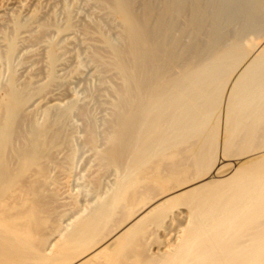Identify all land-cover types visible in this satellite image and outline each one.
<instances>
[{
    "label": "bare ground",
    "instance_id": "6f19581e",
    "mask_svg": "<svg viewBox=\"0 0 264 264\" xmlns=\"http://www.w3.org/2000/svg\"><path fill=\"white\" fill-rule=\"evenodd\" d=\"M100 1L122 23L123 42L80 24L117 83L103 144L92 121L84 126L91 163L76 178L69 121L76 109L87 114L53 92L54 46L43 52L42 80L31 68L20 82L12 65L20 35L28 44L47 40L53 19L42 6L0 0V25L9 26H0L8 70L0 85V264H264V152L244 156L264 147V41L214 50L204 62L198 50L185 69L170 57V71L151 78L145 67L156 51L148 26L129 14L131 0ZM257 4L264 22V0ZM69 20L63 27L73 30ZM225 105L219 137L216 111ZM75 181L81 192L70 191Z\"/></svg>",
    "mask_w": 264,
    "mask_h": 264
},
{
    "label": "rangeland",
    "instance_id": "374dc122",
    "mask_svg": "<svg viewBox=\"0 0 264 264\" xmlns=\"http://www.w3.org/2000/svg\"><path fill=\"white\" fill-rule=\"evenodd\" d=\"M25 1L29 6H27L26 8L35 7L34 5H36L39 6V12H41L43 9L44 14H40H42L43 16L46 14L45 17L48 15L53 19L50 20L52 22L53 29L51 28V30H49L45 34L47 40H45L44 37L42 38L43 40H41V42L39 41L32 44L26 43V41L23 39L24 33H22V35H20L19 37L17 47L15 48L16 51L12 59V65L13 67L17 66V76L19 78V81L22 80L20 82H23L26 77L30 75L31 68L32 71H36L38 73V78L42 80L44 78L42 76L44 75L43 68L46 64V58L43 54L48 48L54 46L52 50L54 53L58 54L59 61L57 62V67H55V75L57 74L58 84L53 87V89L55 90H53V92L62 93L65 101H71V98L73 97L72 99L75 100L77 107L84 108L87 114V120H84L80 117L78 110L76 109L72 112L69 121V129L73 134V144L76 145L75 147L77 149V155L74 159V172L77 178L79 177V175L85 173L86 167L91 163L90 156L92 153H90L91 151L84 147L82 144L85 129L84 126L86 125L87 121H92L96 130L98 132H101L99 133L101 140L99 139L98 143L100 145L103 144L101 142V136L104 133L103 131L107 130V126L105 124L111 121L113 114V112H111L110 110H112L111 102H113L115 96L113 98L111 87H113L112 85H114V82L117 83V78L115 77L116 73H113V71H105V67L101 65V63L96 61V59L93 57L95 53L94 51L95 49H98L97 47L99 44H97V46L93 45V43L96 44V42H93V40L83 34V32L80 31L79 27L83 24L97 25L99 26L101 32H104L109 40H111L113 43L117 42V45H121V42H123L121 36L123 26L121 22L115 19L106 9L102 7V5L100 4V0H39V2L37 0ZM33 1H37V3L40 4H36ZM40 1H43V5H41ZM257 1L258 0H131L129 14L132 13L133 17L132 15L131 17L136 19L140 24L148 26V32L145 40L147 38V43H150V46L155 48L156 54H154L153 56L155 57V61H157L158 65L160 66L159 67L157 65V63L154 61V58L152 57L153 63L151 64L153 65V67L149 64L150 62H152V60L147 62L150 67H145H148L147 70H149L147 71L145 69L146 73H151L149 75L151 78H153V75L155 74L157 77H159V74L161 75L164 69H170L169 66L171 64L172 58L175 57L176 59H178L176 61L177 63L175 67H178L180 69V67L184 68L185 66L186 68L188 66V63L191 64V58L193 57L194 59L195 55L193 54H196L198 50L199 51L197 54L204 62L207 61L209 56L214 53V50H217V52H222L223 49H231V45L235 46V44H247L249 42L263 43L264 22H262L259 17H256V14L258 12ZM29 2L30 5L28 4ZM169 5L173 7V11L167 13L166 8ZM40 6H42L43 8H41ZM53 6L55 7V10ZM26 10L27 9H24L22 11L24 12L22 13L23 18H25L26 16L24 14H27V12H29H25ZM67 16L71 20H69ZM50 17L49 19H51ZM66 20L71 21V23L75 26L73 30L64 29L63 26L66 25ZM5 25L6 27L4 26V24H1L0 26H4V28L6 29L9 28V26H7V23H5ZM33 27L37 28V24L35 25V23H32L31 31L37 30L36 28L33 29ZM58 28H60L61 30L58 31ZM36 33L37 32H35V34ZM240 39L243 41H241ZM0 43V53H2L5 50V47L4 42L1 38V34ZM201 43H203L204 46H202ZM158 50L160 51L158 52ZM226 51L227 50H225L224 52ZM203 52L205 53V56ZM32 53H35V55H33ZM164 54L167 55L165 56ZM175 54L177 55L175 56ZM185 57L187 59L189 58L190 61L186 60ZM248 58L244 60L243 64L248 62ZM160 60H162L163 63ZM180 61L182 62V64L180 63ZM4 63L5 62L3 61L2 63H0V85H2L6 81L8 76V70L6 71L7 66ZM59 86H61V90L59 89ZM225 108H227L226 105L224 107L220 106L219 110L216 111L218 115L217 121H219L217 122V124H219L217 126V135L219 137L224 127L223 124L225 123L223 119V110ZM263 150L264 147L258 148L253 150V152L251 151L247 153L244 156L260 154L264 152ZM89 158L90 160H88ZM231 161L234 160L226 158L222 162L227 163ZM231 165L232 164H230V166ZM73 183V185L71 184L70 186V191L72 193L81 192L83 190V187L80 188L81 186L78 182L75 181ZM80 196L81 198H79L78 201L82 200L83 202L84 196L79 194L78 197ZM180 207L183 208L182 206Z\"/></svg>",
    "mask_w": 264,
    "mask_h": 264
}]
</instances>
